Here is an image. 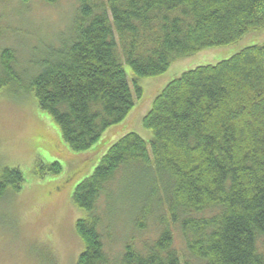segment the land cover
I'll use <instances>...</instances> for the list:
<instances>
[{
	"label": "trees",
	"instance_id": "1",
	"mask_svg": "<svg viewBox=\"0 0 264 264\" xmlns=\"http://www.w3.org/2000/svg\"><path fill=\"white\" fill-rule=\"evenodd\" d=\"M77 1L69 37L48 51L27 85L75 151L90 149L128 116L134 90L143 94L141 77L264 28V0ZM14 62L13 50L4 49L0 87L22 78ZM124 63L135 75L133 88ZM143 123L150 142L135 132L123 135L74 191V203L89 212L76 223L84 242L77 264H264L258 245L264 235V44L170 81ZM114 134L106 140L112 143ZM133 168L147 171L151 182L139 194L132 227L144 232L154 220L162 228L145 252L130 241L115 261L102 233L112 223L96 212L97 202L117 172ZM60 170L58 162L46 167ZM23 181L19 168H0V197ZM163 205L167 215L160 221ZM172 226L196 263L174 246Z\"/></svg>",
	"mask_w": 264,
	"mask_h": 264
},
{
	"label": "rangeland",
	"instance_id": "2",
	"mask_svg": "<svg viewBox=\"0 0 264 264\" xmlns=\"http://www.w3.org/2000/svg\"><path fill=\"white\" fill-rule=\"evenodd\" d=\"M77 7V0H0V55L4 49H12L14 69L22 76L0 87V168H19L24 177L19 190L9 189L0 197V264H77L84 242L76 223L87 218L89 212L74 203L73 194L77 185L92 175L109 147L129 132L151 141L153 134L144 126L143 118L170 81L198 66L228 59L245 47L264 44L261 28L230 45L178 58L160 75L141 77L138 82L143 94L138 97L134 90L135 103L128 116L108 128L90 149L75 151L64 141L50 114L39 107L27 85L48 51L60 47L69 35ZM124 68L133 88V70L126 63ZM111 132H116L111 136L112 143L106 140ZM55 162L60 164V172H46V167ZM37 171L46 174L42 177ZM117 174L115 182L100 195L96 210L103 221L112 223L108 233L105 227L102 233L106 252L115 261L130 241L145 252L162 228L154 220L148 221L144 232L131 224L138 214L139 194L150 190L147 171L133 168ZM166 213L163 205L157 212L160 221ZM172 228L174 246L183 258L190 259L178 226ZM258 245L264 252V235Z\"/></svg>",
	"mask_w": 264,
	"mask_h": 264
}]
</instances>
